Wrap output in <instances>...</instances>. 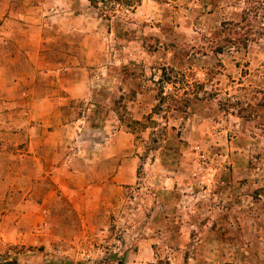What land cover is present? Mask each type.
Masks as SVG:
<instances>
[{"label": "rangeland", "instance_id": "374dc122", "mask_svg": "<svg viewBox=\"0 0 264 264\" xmlns=\"http://www.w3.org/2000/svg\"><path fill=\"white\" fill-rule=\"evenodd\" d=\"M34 27L30 72V56L3 54ZM17 82L62 101L50 123L67 124L65 155L100 168L113 150L112 170L137 164L129 182L105 186L95 231L49 245L15 242L9 178L0 264H264V0H0V112H18ZM9 122L0 149L10 161Z\"/></svg>", "mask_w": 264, "mask_h": 264}, {"label": "crops", "instance_id": "0c3cea01", "mask_svg": "<svg viewBox=\"0 0 264 264\" xmlns=\"http://www.w3.org/2000/svg\"><path fill=\"white\" fill-rule=\"evenodd\" d=\"M7 20L16 22L8 17L5 22ZM22 25L29 27L27 23ZM28 30L26 28L20 36V43L15 40L11 43L13 49L3 55L30 56L24 69L35 72L39 67L36 68L33 57L40 55L41 40L37 27H34V34ZM27 70L23 71L26 76L22 78L31 84ZM40 71L44 73L43 66ZM20 84L17 82L15 86L23 88L22 94L25 95L15 99L18 112H0V121H18V128L12 132L19 139L13 150L14 159L9 161L6 158L5 144L0 149L2 198L8 179H11L12 185L15 184L12 187L17 200L13 208L16 215L12 220L15 242L49 245L74 231H95L96 225L104 221L107 213L102 206L105 186L129 182L124 173L135 169L136 159L123 158L117 163V169L112 170L115 167L113 150L98 156L100 168L94 159L79 162L73 155H65L63 138L67 124L60 119L55 125L50 123L52 108L56 109V119L57 109L63 113L65 106L62 101L52 102V98L45 94L33 98L28 95V89ZM7 102L10 103L9 100ZM39 185H42L41 188ZM70 218L77 220L76 226L70 224Z\"/></svg>", "mask_w": 264, "mask_h": 264}, {"label": "trees", "instance_id": "16d2710c", "mask_svg": "<svg viewBox=\"0 0 264 264\" xmlns=\"http://www.w3.org/2000/svg\"><path fill=\"white\" fill-rule=\"evenodd\" d=\"M90 3H92V5L94 4L95 5V2L97 1V0H88ZM100 1H104V0H100ZM135 1H137V0H124V2L127 4V5H129V6H132V4H133V2H135ZM124 95H122L121 97H120V99H122V101H123V99H124ZM119 99V98H118ZM119 102H121V101H117V103H116V101H115V109L114 110H118V108L119 107H121L122 105H119ZM116 105L117 106H119V107H116ZM158 106L159 105H156L155 107L156 108H158ZM155 108V109H156ZM94 126H96V124L94 125ZM128 126L133 130V131H136V130H139L141 127H144V123L142 122V121H140V120H131L129 123H128ZM156 141V140H155ZM8 264H12L11 262L10 263H8Z\"/></svg>", "mask_w": 264, "mask_h": 264}]
</instances>
